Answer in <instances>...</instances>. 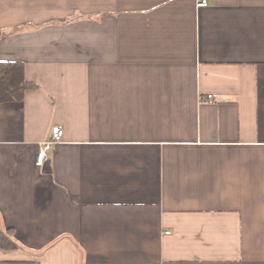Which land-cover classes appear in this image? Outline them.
Instances as JSON below:
<instances>
[{"label":"crops","instance_id":"obj_1","mask_svg":"<svg viewBox=\"0 0 264 264\" xmlns=\"http://www.w3.org/2000/svg\"><path fill=\"white\" fill-rule=\"evenodd\" d=\"M196 1L0 0V264H264V0Z\"/></svg>","mask_w":264,"mask_h":264},{"label":"trees","instance_id":"obj_2","mask_svg":"<svg viewBox=\"0 0 264 264\" xmlns=\"http://www.w3.org/2000/svg\"><path fill=\"white\" fill-rule=\"evenodd\" d=\"M36 87L35 84L25 81L22 63L0 61V104L20 102L26 90ZM13 247L14 243L0 231V248Z\"/></svg>","mask_w":264,"mask_h":264},{"label":"built area","instance_id":"obj_3","mask_svg":"<svg viewBox=\"0 0 264 264\" xmlns=\"http://www.w3.org/2000/svg\"><path fill=\"white\" fill-rule=\"evenodd\" d=\"M207 5L206 0H197L196 7H205ZM63 137L62 129L58 126H54L50 132V138L47 141L41 142L39 144V150L35 157V165L38 168H43L46 160L47 153L50 148L56 144L61 143Z\"/></svg>","mask_w":264,"mask_h":264}]
</instances>
